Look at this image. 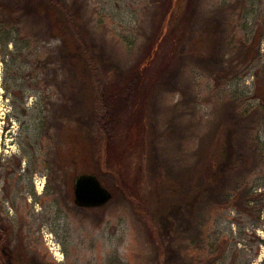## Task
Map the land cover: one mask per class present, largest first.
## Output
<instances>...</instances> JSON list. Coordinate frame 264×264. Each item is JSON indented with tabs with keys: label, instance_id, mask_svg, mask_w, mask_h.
Here are the masks:
<instances>
[{
	"label": "rangeland",
	"instance_id": "1",
	"mask_svg": "<svg viewBox=\"0 0 264 264\" xmlns=\"http://www.w3.org/2000/svg\"><path fill=\"white\" fill-rule=\"evenodd\" d=\"M8 2L0 264H264V0H67L106 82L146 69L111 150L72 33Z\"/></svg>",
	"mask_w": 264,
	"mask_h": 264
},
{
	"label": "trees",
	"instance_id": "2",
	"mask_svg": "<svg viewBox=\"0 0 264 264\" xmlns=\"http://www.w3.org/2000/svg\"><path fill=\"white\" fill-rule=\"evenodd\" d=\"M13 12L25 9L27 13L39 18L48 16L51 23L63 22L72 33L77 42V49L70 50L72 54L79 55L84 60V65L91 79L92 105L95 117L93 118V132L102 136L107 150L119 145L118 125L128 119V107H133V101L138 98L137 86L142 80L146 69L132 70L120 82H106L101 74L93 54L91 53L86 37L83 36L76 25L74 15L70 11L67 0H9ZM55 13V17L52 14ZM93 86V87H92ZM134 98V100H133ZM132 111V109H131ZM243 114V113H242ZM219 202V201H218ZM228 204V201H224ZM222 203V202H221Z\"/></svg>",
	"mask_w": 264,
	"mask_h": 264
},
{
	"label": "water",
	"instance_id": "3",
	"mask_svg": "<svg viewBox=\"0 0 264 264\" xmlns=\"http://www.w3.org/2000/svg\"><path fill=\"white\" fill-rule=\"evenodd\" d=\"M112 191L94 173H82L74 180V201L80 207H100L111 201Z\"/></svg>",
	"mask_w": 264,
	"mask_h": 264
}]
</instances>
